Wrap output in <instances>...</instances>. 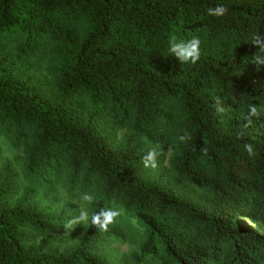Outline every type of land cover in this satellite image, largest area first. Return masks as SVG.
<instances>
[{
	"label": "trees",
	"instance_id": "16d2710c",
	"mask_svg": "<svg viewBox=\"0 0 264 264\" xmlns=\"http://www.w3.org/2000/svg\"><path fill=\"white\" fill-rule=\"evenodd\" d=\"M0 138V264H264V0H0Z\"/></svg>",
	"mask_w": 264,
	"mask_h": 264
},
{
	"label": "rangeland",
	"instance_id": "374dc122",
	"mask_svg": "<svg viewBox=\"0 0 264 264\" xmlns=\"http://www.w3.org/2000/svg\"><path fill=\"white\" fill-rule=\"evenodd\" d=\"M9 162L14 170L19 173L18 170V160L17 153L13 151L9 144L0 138V163ZM42 199L45 203L52 205L54 208H60L66 206L70 215L73 216V228L75 232V238H81L86 230L88 229V214L85 202H74L69 201L62 190L57 189L51 195L42 196ZM255 231L262 237H264V231ZM51 246L58 247L59 249H64L67 245H54ZM110 250L115 254H126L135 249V245L132 243H126L123 245L112 244L109 246Z\"/></svg>",
	"mask_w": 264,
	"mask_h": 264
}]
</instances>
